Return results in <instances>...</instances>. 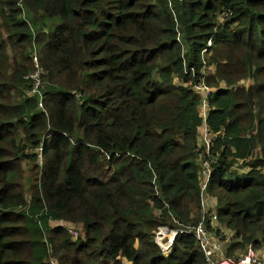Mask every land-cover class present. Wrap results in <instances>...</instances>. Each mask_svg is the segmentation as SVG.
Returning a JSON list of instances; mask_svg holds the SVG:
<instances>
[{
  "label": "trees",
  "instance_id": "1",
  "mask_svg": "<svg viewBox=\"0 0 264 264\" xmlns=\"http://www.w3.org/2000/svg\"><path fill=\"white\" fill-rule=\"evenodd\" d=\"M203 218L264 249V0H0V264H208L155 241Z\"/></svg>",
  "mask_w": 264,
  "mask_h": 264
},
{
  "label": "built area",
  "instance_id": "2",
  "mask_svg": "<svg viewBox=\"0 0 264 264\" xmlns=\"http://www.w3.org/2000/svg\"><path fill=\"white\" fill-rule=\"evenodd\" d=\"M208 45L212 46L211 40L208 42ZM34 60L37 62L36 56H34ZM190 71L194 74V68L191 67ZM38 74L39 72L35 74V76L37 77ZM37 84H39V80ZM193 88L200 95L203 93L201 104V116L203 117V124L200 130V139L206 146L204 154L206 155V158L202 159L200 172L202 177L204 178V182L202 184V202L205 203L204 192L207 186V182L209 181L212 174L211 164L214 161L211 157V145L214 140V136L207 124L208 112L210 108L209 97L213 92V88H210L204 82L195 84ZM204 219L205 218H203L195 225H190L191 227L187 226L179 229H171L168 226H160L155 231V241L160 246L163 253L168 254L173 247V242L177 234L180 232L187 233L195 235L199 240L205 252L208 264H264V254L262 256L260 254L257 256L253 245H249L248 251L238 259L226 257V250L220 240V237L217 236L216 232H209L207 230ZM59 224L64 227H68L70 233L75 238L79 237V231L76 226H67V224H65V221H60ZM170 231L173 232V234H169Z\"/></svg>",
  "mask_w": 264,
  "mask_h": 264
},
{
  "label": "rangeland",
  "instance_id": "3",
  "mask_svg": "<svg viewBox=\"0 0 264 264\" xmlns=\"http://www.w3.org/2000/svg\"><path fill=\"white\" fill-rule=\"evenodd\" d=\"M202 96H201V99H202V97H203V93L201 94ZM38 150H40L41 151V149H38ZM43 164H44V158H43V156H42V154H39V156H38V160H37V165H39V166H43ZM204 200L206 201V199H205V197H204ZM78 231H79V237L81 236V235H83V234H85V229H84V227H81L80 225H78ZM229 233H227V235H231L232 234V232H230V231H228ZM260 251V250H259ZM261 252H259V254H260ZM261 256H262V254H260ZM125 264H131L130 262H126Z\"/></svg>",
  "mask_w": 264,
  "mask_h": 264
},
{
  "label": "crops",
  "instance_id": "4",
  "mask_svg": "<svg viewBox=\"0 0 264 264\" xmlns=\"http://www.w3.org/2000/svg\"><path fill=\"white\" fill-rule=\"evenodd\" d=\"M206 202H207L208 207L215 206V200L212 199V198H209ZM259 250H260L259 252H261L260 254L263 255L264 254V249L260 248Z\"/></svg>",
  "mask_w": 264,
  "mask_h": 264
}]
</instances>
